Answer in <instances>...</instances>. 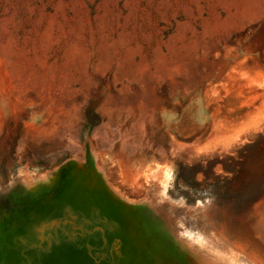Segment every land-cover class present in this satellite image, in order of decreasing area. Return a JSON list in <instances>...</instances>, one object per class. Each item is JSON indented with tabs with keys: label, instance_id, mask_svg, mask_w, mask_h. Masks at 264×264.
I'll list each match as a JSON object with an SVG mask.
<instances>
[{
	"label": "rangeland",
	"instance_id": "1",
	"mask_svg": "<svg viewBox=\"0 0 264 264\" xmlns=\"http://www.w3.org/2000/svg\"><path fill=\"white\" fill-rule=\"evenodd\" d=\"M73 163L166 251L103 201L110 264H264V0H0V264Z\"/></svg>",
	"mask_w": 264,
	"mask_h": 264
},
{
	"label": "water",
	"instance_id": "2",
	"mask_svg": "<svg viewBox=\"0 0 264 264\" xmlns=\"http://www.w3.org/2000/svg\"><path fill=\"white\" fill-rule=\"evenodd\" d=\"M88 166L91 167L90 164L73 163L57 171L59 177L54 193L47 200L40 201L29 215L30 221L37 224L49 215L44 226L33 231L32 225L30 229L23 230V235L18 239V257L21 261L27 264L30 260L29 264H110L109 259L118 240L114 234L115 224L104 210L103 201L112 203L113 216L115 214L136 231L146 244L145 250L149 251L148 247L153 241L151 246L154 247V253L164 255L166 251L146 227L136 206L118 197L99 173L93 179L103 183L106 198L97 194L94 198L87 199L81 193L80 185L87 186L91 181L87 178ZM82 201H87L91 207L87 206L86 210L80 212ZM73 204L79 207L77 211L80 216L72 214L69 206ZM133 258L131 257L128 264L149 263Z\"/></svg>",
	"mask_w": 264,
	"mask_h": 264
},
{
	"label": "bare ground",
	"instance_id": "3",
	"mask_svg": "<svg viewBox=\"0 0 264 264\" xmlns=\"http://www.w3.org/2000/svg\"><path fill=\"white\" fill-rule=\"evenodd\" d=\"M87 195H89V194H87ZM95 197V195L94 194H92V195H90V196H87V199H89V198H94ZM122 239H123V237H122ZM116 249V248H115ZM116 251V250H115ZM115 251H113V254H115L114 252ZM117 252H118V250H117ZM112 256V255H111ZM112 257H114V256H112ZM115 258H116V256H115ZM112 260H114L113 258H112ZM115 261V260H114ZM117 261V260H116Z\"/></svg>",
	"mask_w": 264,
	"mask_h": 264
}]
</instances>
